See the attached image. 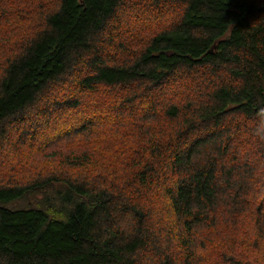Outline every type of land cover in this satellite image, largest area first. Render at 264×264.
Returning <instances> with one entry per match:
<instances>
[{
    "label": "trees",
    "instance_id": "trees-1",
    "mask_svg": "<svg viewBox=\"0 0 264 264\" xmlns=\"http://www.w3.org/2000/svg\"><path fill=\"white\" fill-rule=\"evenodd\" d=\"M6 148L0 264H264V0H0Z\"/></svg>",
    "mask_w": 264,
    "mask_h": 264
},
{
    "label": "rangeland",
    "instance_id": "rangeland-1",
    "mask_svg": "<svg viewBox=\"0 0 264 264\" xmlns=\"http://www.w3.org/2000/svg\"><path fill=\"white\" fill-rule=\"evenodd\" d=\"M12 128L15 129L13 132V139L8 142L4 143H15L14 146H21L20 143H26L30 144L31 139L28 138L27 135H23V139L20 136L19 132L16 130V127L14 124H12ZM29 134H31V128L29 129ZM50 135V134H49ZM48 136V135H47ZM25 145V144H24ZM12 147L13 144L11 145ZM59 148L64 147V145H58ZM24 147H20L18 149H21ZM52 147L49 148H38L33 147L32 149H29V152L33 154V156H36L39 158V162H41L42 167H49L51 164V159L53 158V152ZM10 148H6L5 151L0 154V166L4 171L0 169V181L2 182H8V180L12 182H19V183H25L28 179H31V174L33 173V162L31 160L28 161L23 156L22 158H18V154H21V150H18L16 152H13Z\"/></svg>",
    "mask_w": 264,
    "mask_h": 264
}]
</instances>
